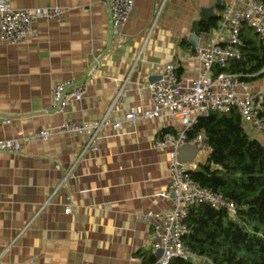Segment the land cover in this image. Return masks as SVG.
I'll list each match as a JSON object with an SVG mask.
<instances>
[{"label": "crops", "instance_id": "crops-1", "mask_svg": "<svg viewBox=\"0 0 264 264\" xmlns=\"http://www.w3.org/2000/svg\"><path fill=\"white\" fill-rule=\"evenodd\" d=\"M5 1L13 10L57 7L63 18L37 21L24 43L0 40V143L14 140L21 149L0 150V264H142V251L155 257L144 217L171 202L160 197L169 178L166 152L154 144L163 131H179L178 121L163 113L119 131L106 126L97 152L83 155L85 135L57 130L64 120L98 121L111 105V123L132 108L148 110L149 86L167 63L183 85L196 78L189 36L204 49L224 45L220 21L202 33L194 25L221 17L231 0H133L114 37L99 0ZM60 81L86 90L56 112L50 93ZM44 130L52 131L47 141L33 138ZM248 133L264 146V133ZM208 153L205 145L185 146L179 160L194 170Z\"/></svg>", "mask_w": 264, "mask_h": 264}, {"label": "built area", "instance_id": "built-area-1", "mask_svg": "<svg viewBox=\"0 0 264 264\" xmlns=\"http://www.w3.org/2000/svg\"><path fill=\"white\" fill-rule=\"evenodd\" d=\"M106 10L111 37L118 36L121 27L129 18L133 9V0H99ZM63 11L57 7L13 10L5 0H0V40L9 45L26 42L33 36V25L37 21L60 22ZM250 27L260 38H264V4L256 0H231L223 7L219 30L225 34V44L214 43L209 48L195 47L193 54L199 63L198 75L183 85L176 73V66L167 63L162 67L157 82L149 86L151 105L148 110L130 109L120 122L111 123L106 113L91 124H76L64 120L57 131L85 135L86 140L81 150L95 153L98 150L97 139L101 129L111 126L119 131L125 125H132L139 119L155 120L163 113L180 125L175 134H166L159 138L154 146L166 152V167L169 173L168 185L160 197L171 202V207L163 213H148L144 219L150 221L152 232V250L162 251L155 264H168L172 258H182L198 262L194 253L183 244L182 238L188 233L186 219L195 204H207L215 209H225L231 219L235 218V205L225 199L221 193L202 188L189 177L192 169L179 160V151L185 146L202 150V136L188 139L187 133L195 120L209 113H226L235 109L242 124L264 133L262 120L259 118V104L264 93L250 89L248 84L238 80L235 75L221 73L213 77L214 65L225 67L231 61L240 58L237 47L240 45V26ZM84 83L72 81L56 82L50 93V109L62 112L71 101H78L85 93ZM123 90V89H122ZM116 95L118 99L122 93ZM5 123H9L6 121ZM52 131L36 132L33 138L47 141ZM1 151L18 154L21 149L16 141L0 143ZM70 209H65V214Z\"/></svg>", "mask_w": 264, "mask_h": 264}, {"label": "trees", "instance_id": "trees-1", "mask_svg": "<svg viewBox=\"0 0 264 264\" xmlns=\"http://www.w3.org/2000/svg\"><path fill=\"white\" fill-rule=\"evenodd\" d=\"M264 4V0H256ZM221 17L200 21L197 32L218 27ZM240 58L220 67L214 65L213 77L221 73L235 75L251 84L264 77V38L247 25L240 26ZM264 126V95L259 104ZM264 132V129H263ZM174 134L163 131L160 136ZM202 136L209 153L203 162L189 171L190 179L202 188L221 193L235 205L231 219L225 209L195 204L186 219L188 233L183 244L198 262L172 258L168 264H264V146L244 129L239 113H209L198 117L188 131V139ZM142 264H155L151 252H140Z\"/></svg>", "mask_w": 264, "mask_h": 264}, {"label": "water", "instance_id": "water-1", "mask_svg": "<svg viewBox=\"0 0 264 264\" xmlns=\"http://www.w3.org/2000/svg\"><path fill=\"white\" fill-rule=\"evenodd\" d=\"M209 12H211V11H209ZM189 42H190V44L192 45V46H194V47H197V38L194 36V35H191V36H189ZM159 80V78L155 81V82H157ZM154 82V83H155ZM207 115V114H206ZM205 115V116H206ZM161 255H162V251L161 250H157V251H155V259L156 260H158L160 257H161ZM202 264H212V263H210V262H208V261H203L202 262Z\"/></svg>", "mask_w": 264, "mask_h": 264}, {"label": "rangeland", "instance_id": "rangeland-1", "mask_svg": "<svg viewBox=\"0 0 264 264\" xmlns=\"http://www.w3.org/2000/svg\"><path fill=\"white\" fill-rule=\"evenodd\" d=\"M252 87H253V89H255L256 91H262V92L264 93V77H263L261 80L257 81L256 84H253ZM244 129H245V131L249 132V130H250L251 128H249L248 126H245ZM252 130H253V129H252Z\"/></svg>", "mask_w": 264, "mask_h": 264}]
</instances>
